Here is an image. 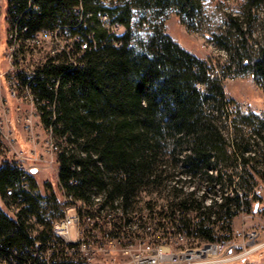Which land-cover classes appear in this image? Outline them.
Instances as JSON below:
<instances>
[{"label": "trees", "instance_id": "1", "mask_svg": "<svg viewBox=\"0 0 264 264\" xmlns=\"http://www.w3.org/2000/svg\"><path fill=\"white\" fill-rule=\"evenodd\" d=\"M112 1L8 0L21 47L35 51L32 41L43 30L58 40L34 63L32 79H23L41 102L42 122L57 147L59 185L76 199L102 196L105 205L130 211L155 205L138 206L144 192L164 190L173 215L193 210L200 216L199 235L221 240L214 224L232 220L243 203L251 206L248 190L264 181V119L246 118L248 132L226 129L223 119L234 99L224 77L164 29L153 26L140 50L130 45L135 9L150 8L159 18L175 8L193 21L203 0ZM263 6L264 0H244L243 14L231 17L237 55L248 58L242 67L262 77L264 43L255 52L250 41L253 9ZM120 26L126 31L116 35ZM24 175L14 159L0 166V264L13 255L23 258L36 241H54L53 223L62 214L56 192L35 194L32 175L26 191ZM197 181L219 185L223 200L206 204V191L185 189ZM234 187L235 193L225 192Z\"/></svg>", "mask_w": 264, "mask_h": 264}, {"label": "rangeland", "instance_id": "2", "mask_svg": "<svg viewBox=\"0 0 264 264\" xmlns=\"http://www.w3.org/2000/svg\"><path fill=\"white\" fill-rule=\"evenodd\" d=\"M122 1L126 0H113L110 4L114 5V3ZM107 2L103 3L107 4ZM242 2L244 0H203L202 7L193 21L187 20L185 16H179L175 8L167 9L165 14L159 18L154 16L153 10L150 8H137L134 10L132 19L130 45L140 50V43L154 32L153 26H157L164 29L186 49L205 59L215 68V72L224 77L226 94L234 99L228 105L229 116L223 119V125L226 126V129L237 127L248 132L251 126L247 125L246 118L251 121H255L256 118L264 119V77L253 74L250 67L243 68L242 62H247L248 58L246 55L238 56L236 52L239 34L232 24L231 17L243 14ZM7 7V0H0V73H4L8 69L14 71L16 54L19 58H23L25 54L23 49L18 50V45L9 43ZM253 17V35L250 44L256 52L264 43V6L260 9H253ZM125 31L126 28L120 26L116 29V35H122ZM46 41L50 43L52 38L46 37L45 44ZM48 50H50V46L41 45L33 51L34 53L26 54V61L33 64L35 61L43 59ZM11 53L16 54L10 58ZM1 84L5 90L4 81H1ZM11 100L10 129L14 143L8 156L10 159L22 163L26 168H32L31 175L34 176V181L41 194H48L49 189L56 191L59 185L58 162H56L57 153L51 146L50 134L45 129L40 117L37 120L41 122L37 121L32 130L27 129L24 124L15 122V116L18 113V109L15 108L17 102ZM28 104L23 107V110L28 109L30 105ZM20 150H24L23 158L16 154ZM1 165L2 163H0ZM230 169L231 167H227V170ZM185 189H195L198 194H201L203 190L206 191V204L219 203L223 200L224 190L219 185L209 186L206 182L197 181L192 184L187 183ZM238 189L240 193L245 191L244 187H238ZM258 190L260 193L257 192ZM225 192L233 194L236 190L235 187L226 188ZM248 192L249 197L255 199L251 206L243 203L238 214L232 220L229 221L222 217L218 223L214 224L216 235L222 238L220 241H225L228 245L227 256L235 257L230 261L214 264H264V181L254 182L253 188ZM210 198L211 202H209ZM169 199L171 197L164 190L144 192L138 206L148 203L165 206ZM0 204H2L1 199ZM60 210L59 208L54 214L58 215ZM214 210L219 211L218 204L215 205ZM8 211L14 215L16 210L9 209ZM237 229H244L246 232L255 231L256 236L252 240L244 239L235 235ZM201 238V240L207 241L204 237ZM180 245V248L185 246V244ZM173 246L177 247L179 244Z\"/></svg>", "mask_w": 264, "mask_h": 264}, {"label": "built area", "instance_id": "3", "mask_svg": "<svg viewBox=\"0 0 264 264\" xmlns=\"http://www.w3.org/2000/svg\"><path fill=\"white\" fill-rule=\"evenodd\" d=\"M8 3V0H7ZM9 21V20H8ZM9 43L17 45V41H11V34H17L11 29L9 23ZM46 37L52 38L57 43L50 30L38 32L33 39V44L40 47ZM23 58L16 53H11V58L16 54L19 58V66L0 73V163L9 159L14 139L11 135V102L15 100L18 113L15 122L24 124L32 130L33 125L41 118L40 105L30 106V98L37 97L30 82L34 76V63L26 61V54L34 53L28 49ZM40 61V60H39ZM39 61H35L38 63ZM2 77L4 78L2 80ZM1 81H4L5 90ZM29 103V104H28ZM28 109H24L25 105ZM27 108V107H26ZM51 146L57 150L51 141ZM16 154L23 158L24 150ZM57 162V158H56ZM24 171L23 188L31 192L27 176L31 175L32 168H26L18 162ZM57 202L62 205V214L53 223L54 241H36L24 250L23 258L13 255L1 259L7 264H214L227 262L235 257L227 256L229 251L225 241H203L199 235L200 216L191 210L157 211L156 214L146 215L145 231L140 235L127 234V225L139 224V218L134 211H122L107 217V205L103 203V197H93L91 201L79 200L73 194L67 193L61 185L56 189ZM260 193V190L257 191ZM41 193L40 189L34 191ZM235 235L244 239H254L256 232H246L244 229L235 230ZM178 237H185V246L178 244ZM245 245V242H243ZM184 245V244H182ZM200 246L199 254H192V247ZM180 249V251H178ZM246 250V249H245ZM246 253H248L246 251Z\"/></svg>", "mask_w": 264, "mask_h": 264}, {"label": "bare ground", "instance_id": "4", "mask_svg": "<svg viewBox=\"0 0 264 264\" xmlns=\"http://www.w3.org/2000/svg\"><path fill=\"white\" fill-rule=\"evenodd\" d=\"M13 31H15V33H17L16 30H13ZM11 41H17V45H18V48H19L18 50H22L23 49L24 52H28V48L27 47H25V46L21 47L22 39L19 37L18 33L17 34H11ZM15 60H14L15 64L13 66H19V59L16 58ZM30 105L31 106L39 105V99L37 97H31L30 98ZM52 139H51V141H53ZM209 200H210L209 202H211L212 199L210 198ZM122 211H130V210L123 209V207L118 205L117 203H116V206L107 205V217H114V215H117V213L122 212ZM133 211L135 212V217L139 218V224L127 225V234H129V235H140L141 232L145 231L146 218H143V217H146V215H148V214H156L157 211H171V210L168 207V205H165V206L154 205L151 208L143 207L140 210H136L135 209ZM191 212H194V211L191 210ZM194 213H196V212H194ZM178 244H185V237H178ZM199 253H200V246H193L192 247V254H199ZM1 264H7V263H3L2 262Z\"/></svg>", "mask_w": 264, "mask_h": 264}]
</instances>
